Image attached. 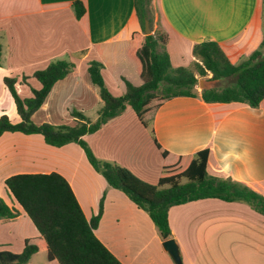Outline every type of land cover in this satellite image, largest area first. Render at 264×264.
I'll use <instances>...</instances> for the list:
<instances>
[{
  "label": "crops",
  "instance_id": "0c3cea01",
  "mask_svg": "<svg viewBox=\"0 0 264 264\" xmlns=\"http://www.w3.org/2000/svg\"><path fill=\"white\" fill-rule=\"evenodd\" d=\"M76 1L85 9L80 18L73 7ZM261 3L152 0L159 21L153 19L150 30L167 35L166 50L175 67L191 65L193 45L209 40L238 64L262 40ZM135 31L141 30L134 0H0V82L5 76L15 78L19 96L31 97V87H40L33 72L51 60L67 59L74 63L73 70L55 82L31 118L36 124L74 125L71 111L75 109L95 120L101 99L90 80L88 62L103 65V80L113 95L125 90L123 78L140 84L127 57ZM194 88L195 96L173 97L156 110L152 133L127 107L83 138L98 159L125 167L149 183L157 182L162 166L154 138L177 155L208 148L209 174L240 181L264 197V98L257 107L236 101L206 102L201 90ZM4 89L8 90L3 83L0 116L6 111L1 100ZM49 172L68 181L86 219L95 216L101 205L94 233L122 264H175L147 212L111 187L80 145L69 142L56 147L41 134L18 131L0 135V197L19 212L14 218L0 219V251L20 253L26 238L39 236L5 179L17 173ZM168 222L169 238L177 242L183 264H264V215L246 202L189 201L171 206ZM38 253L47 257L46 249L32 256ZM46 264L59 263L47 259Z\"/></svg>",
  "mask_w": 264,
  "mask_h": 264
},
{
  "label": "trees",
  "instance_id": "16d2710c",
  "mask_svg": "<svg viewBox=\"0 0 264 264\" xmlns=\"http://www.w3.org/2000/svg\"><path fill=\"white\" fill-rule=\"evenodd\" d=\"M75 15L80 18L84 6L73 3ZM134 10L141 31L131 34L127 57L133 62L141 80L133 84L123 78L125 90L113 95L107 88L96 60L88 62L90 80L97 88L101 105L97 118L90 120L82 112L72 110L74 125L36 124L32 114L42 105L52 86L74 68L67 59L51 60L32 76L40 83L32 88V96L21 98L15 88V78L5 76L3 83L8 89L19 121L13 123L6 114L0 116V135L6 131L24 134H41L47 144L60 147L69 142L81 146L92 167L113 188L121 190L139 208L145 210L162 239L171 235L168 210L171 206L203 198L224 201H243L264 215V197L246 184L230 177L209 174L206 169L208 148L193 154H172L154 138L162 157V166L156 183H149L118 164L98 159L83 136L93 133L108 120L122 113L127 107L135 112L138 120L151 133L152 117L167 100L177 96H195L198 76L211 74L210 79L231 78L223 87L201 90L206 102H241L257 107L264 98V0L261 3L262 40L245 60L231 63L217 42L213 40L195 43L192 54L195 60L189 66L171 64L163 32L144 33V22L152 28V0H134ZM2 49L0 45V64ZM27 76H23L26 81ZM5 186L28 215L39 236L24 240L20 253L0 251V264H26L32 255L42 249L47 259L59 264H122L96 237L94 229L101 215L86 219L68 181L57 172L17 173L5 179ZM18 210L10 207L0 197V219L14 218Z\"/></svg>",
  "mask_w": 264,
  "mask_h": 264
},
{
  "label": "rangeland",
  "instance_id": "374dc122",
  "mask_svg": "<svg viewBox=\"0 0 264 264\" xmlns=\"http://www.w3.org/2000/svg\"><path fill=\"white\" fill-rule=\"evenodd\" d=\"M153 19L156 20V23H158L159 21V16L157 13H155V9L153 8ZM211 74L208 73L207 75L205 76H201V77H204V78H210ZM232 81L231 78H224V79H221L217 82V86L216 87H223L227 84H229L230 82ZM196 87L198 89H200L198 87V83L196 84ZM3 88V83L0 82V89ZM1 100H2V103L4 104V109L6 110L5 111V114L9 117V119L14 123V122H18L19 121V116L16 112V109H15V104L13 102V99L10 95V93L8 92V90H5L4 89V96L1 97ZM3 199V198H2ZM47 263V257H45L43 255V253H38L34 256H32V258L26 263V264H46Z\"/></svg>",
  "mask_w": 264,
  "mask_h": 264
},
{
  "label": "water",
  "instance_id": "95a60500",
  "mask_svg": "<svg viewBox=\"0 0 264 264\" xmlns=\"http://www.w3.org/2000/svg\"><path fill=\"white\" fill-rule=\"evenodd\" d=\"M150 32L151 30L149 26V21L145 20L144 33L149 34ZM218 81L219 79H210V78L201 77L198 80V87L200 88V90L211 89L217 86ZM162 246L167 251V253L170 255V257L172 258L175 264H183L182 259H181L180 249L175 239L173 238L165 239L162 242Z\"/></svg>",
  "mask_w": 264,
  "mask_h": 264
}]
</instances>
